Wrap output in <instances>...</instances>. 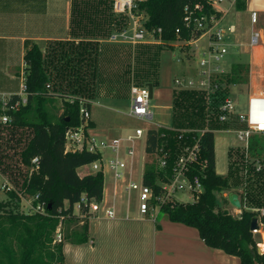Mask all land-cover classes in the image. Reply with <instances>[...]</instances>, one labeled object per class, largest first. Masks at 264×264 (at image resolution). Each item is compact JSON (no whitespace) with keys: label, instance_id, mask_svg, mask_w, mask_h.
Segmentation results:
<instances>
[{"label":"trees","instance_id":"trees-1","mask_svg":"<svg viewBox=\"0 0 264 264\" xmlns=\"http://www.w3.org/2000/svg\"><path fill=\"white\" fill-rule=\"evenodd\" d=\"M136 3V14L146 16L144 26L159 42L160 49L199 38L204 31L198 24L202 17L209 20L212 16H223L208 0H136ZM235 6L239 11L245 10L246 0H237ZM127 25L128 17L114 13L113 0H73L70 31L78 43L55 42L45 52L34 44L27 50L24 57L27 103L8 112L12 118L8 125L13 132H30L20 154L27 172L21 190L33 206L42 205L43 211H0V264H66L64 244L81 245L89 241L87 220L92 214L89 206L102 202L105 177L103 172L80 176L78 169L93 164L101 156L86 150L66 152V133L80 125L81 107L91 111L100 73L99 40H107ZM141 48L147 49L145 53L151 49L148 45ZM156 55L157 52L153 58ZM137 61L136 67H129V75L137 71L140 77L134 80L138 85L144 86L147 78L154 86L155 72L142 68L145 60ZM248 81L249 66L234 64L230 72L213 78L215 90L211 93L199 89L175 91L171 129L145 128L143 183L157 197H163V185L173 179L179 156L199 137L198 156L188 164L186 176L190 180L198 177L203 190L193 193L192 202L172 198L158 208L168 220L196 228L207 246L238 257L240 264H264V252L259 253L260 242L251 231L253 219L264 224V216L260 214L264 209V169L257 171L256 164L264 162V135L251 139L248 155L240 147L230 149L228 175L216 171L214 131L228 122L220 121V108L230 96V86ZM57 100L63 102L60 116L50 110ZM89 125L92 127L93 123ZM202 130L204 133L199 136L197 131ZM34 158H39V165L30 174ZM239 185L242 191L236 194L241 201V213L225 215L226 207L221 205L219 195L223 197L222 203L229 205L223 194ZM7 193L10 200L19 202L14 191ZM59 226L63 239L56 242Z\"/></svg>","mask_w":264,"mask_h":264},{"label":"crops","instance_id":"crops-1","mask_svg":"<svg viewBox=\"0 0 264 264\" xmlns=\"http://www.w3.org/2000/svg\"><path fill=\"white\" fill-rule=\"evenodd\" d=\"M236 1L227 0L223 3L227 4V7H221L224 14L219 27L226 30L223 44L228 50L221 68L228 73L234 64L248 65L249 81L248 84L233 85L229 88V98L235 104L236 114L219 128L224 133H235L237 129L245 126L238 121V114H245L252 121L264 120V0H246V8L242 11L236 9ZM72 2L73 0H0V93L19 92L20 85L19 89H16L14 84L20 78L25 54L34 44H38L45 52L55 42L78 43L77 39L72 38L70 31ZM252 12L258 13L257 23L252 22ZM229 28H232V32ZM255 32L260 33V40L257 45H252L251 40ZM108 39H100L99 43H111ZM193 50L196 51L192 48ZM189 55L191 56L190 53ZM129 77L132 78L130 87L137 84L134 74ZM113 80L116 79L112 77V83H115ZM115 89L112 86L108 92L102 93L97 88L95 97L97 93H108L112 96ZM154 89L153 86V91ZM95 97L92 99L93 126L90 127V132L96 137L107 140L125 138L135 136L136 130L142 128H136L134 133L126 126L113 121L110 115L96 111ZM167 112H170L168 119ZM156 115L160 125L165 122L171 125L172 105L159 107ZM105 127L108 130H105ZM109 130H113L115 136L109 134ZM142 138L136 139L135 145ZM129 146L130 143L123 142L124 156ZM226 147L227 173L218 168L219 152ZM237 147L239 145H232L223 136L220 140L215 138L216 171L219 175L226 176L229 173V151ZM106 153L108 157L111 156L109 151ZM78 173L85 176L95 172L91 165H88L79 168ZM127 181V178L118 181L115 196L113 175L112 186L109 187L105 182L104 198L101 203H95L96 208L91 211L92 214L87 220L89 241L81 245L66 242V264H240L238 257L207 246L196 228L168 220L158 207L150 209L146 215H142L138 208H132L129 204L131 197L136 195L138 198L139 193L132 191L129 195L126 191ZM236 191H242L240 185L230 193H237ZM230 193L223 196L228 197ZM125 199V208L120 207ZM222 199L221 196V205L226 207L229 214L240 215L241 209L231 204L224 205ZM112 205H115L116 210L114 219L106 215V210ZM257 234L260 237L259 245H264V224L260 226Z\"/></svg>","mask_w":264,"mask_h":264},{"label":"built area","instance_id":"built-area-1","mask_svg":"<svg viewBox=\"0 0 264 264\" xmlns=\"http://www.w3.org/2000/svg\"><path fill=\"white\" fill-rule=\"evenodd\" d=\"M226 1L227 0H208L209 4L216 11L223 14L224 11L221 9V5ZM136 9V0H113L114 13L120 16L128 17V25L126 28L114 32L109 37V42L136 46L146 41L149 33L147 32L144 23H142V17L136 14ZM221 18H215L212 16L208 20L206 17H202L200 20H198L199 27L204 29L202 35L197 39L181 42L183 46L193 47L197 53H199L200 60L198 64L202 69V75L205 76L206 79H200L198 81H195L194 79L188 81L185 79H183V81L177 79L176 83L178 85H181L186 89L206 90L209 93L215 90L213 86V78L216 77V75L225 73L222 71L221 62L228 51L223 44L226 30L222 27H219ZM251 19L253 23H257L258 13L252 12ZM228 30L232 32V28H229ZM177 32H179V30ZM158 33H161L160 29L158 30ZM204 38L207 39V43L205 46L200 47L198 42ZM259 40L260 33L255 32L251 40L252 45H257ZM25 67L26 63L24 62L19 75L21 81L19 92L0 93V124H10L12 118L8 112L16 111L22 105L27 103L28 87L26 83ZM130 95L132 105L128 113L129 116L146 123H152L155 113L150 109V94L148 87L132 84L130 87ZM220 110V121L222 122H227L232 115L236 114L235 104L230 98L226 99ZM80 119V125L78 127L69 129L66 133L65 151L82 152L86 150L91 153L100 154V159L91 164L92 170L94 172L104 173L106 168L113 174V179L115 182L114 196L116 195L118 181L128 178L126 191L129 193V195L132 191H137L139 193V210L142 215L148 214L150 209L156 208L158 205L166 203L172 199L177 190H187L191 193H200L203 190V186L198 177L190 180L186 176L188 164L197 159L199 151V137L196 139L195 144L192 147L187 148L183 156L179 159L174 170L175 175L168 184L163 185L165 194L160 198L155 195L152 188L146 186L143 182L139 185L133 181V167L136 148L135 140L145 136V129H137L135 136L130 135L125 138L117 137L110 140L100 139L90 132L91 128L89 123L92 119L91 111L86 107H81ZM237 119L241 124L245 125L244 127L235 131L238 139L243 143V145L239 147L241 150L245 151L246 155H248L251 139L254 136L264 135V120L252 121L245 114H238ZM203 133L204 131L202 130L201 134ZM123 142L130 143L129 148L126 151V158H124L122 154ZM106 151H109L111 156L104 162L103 153ZM256 164L257 171L264 169V162L257 161ZM32 165L33 166L30 168V174L38 169L39 158H34L32 160ZM180 177H182L183 180H181ZM7 184L8 182H6L3 187L10 191V189L7 188ZM154 201H156L155 204ZM76 207L79 209L80 205H76ZM29 208L32 211H43L42 205L35 207L31 204V202ZM95 208L96 204L92 202L89 206V211L91 212L92 210H95ZM260 214L261 216H264V209L260 210ZM106 215L110 219H114L116 217L115 205H112L106 210ZM259 222V225L262 226L261 221ZM60 228L61 226L58 227L55 235L56 242H61L63 239ZM258 232L254 233L257 234Z\"/></svg>","mask_w":264,"mask_h":264},{"label":"rangeland","instance_id":"rangeland-1","mask_svg":"<svg viewBox=\"0 0 264 264\" xmlns=\"http://www.w3.org/2000/svg\"><path fill=\"white\" fill-rule=\"evenodd\" d=\"M221 7H227V4H222ZM140 16L142 17V23H144L146 20V16L144 14H141ZM181 42H176L172 47H163V49L161 48L162 50L159 48V42L155 40L152 35H148L145 42L136 46L120 43H100L101 51H99L98 54L100 73H98L99 83L96 85V90L98 88V90H101L102 93H106L109 91V87L114 86V88H116V91L112 96H109L108 93L105 95H99V93H97L94 101L95 104H97L95 106L96 111H102L103 113L110 115L109 117H111L113 121L118 122V124L120 125L126 126L127 128L133 130L134 133L135 129L139 127H157L171 129V125L167 124V122L160 125L158 123L156 114L159 107L163 108L172 105V98L174 97L173 93L175 91L186 89L185 87L178 85L176 83V80L178 79L183 81V79H185L186 81H188L194 79L195 81H198L200 79H206V77L202 75V69L198 64L200 60L199 53L194 50L192 51L193 47L183 46ZM206 43L207 39L204 38L198 42V45L200 47H203L206 45ZM144 45L150 46V52L147 51L145 53L147 49L141 48ZM156 52V58H153V55ZM189 53L191 54V56L189 55ZM139 54L144 58L139 57ZM137 59L140 61L139 63H143L145 60L146 63H144L143 67L141 65L142 68H148L149 70L151 69L153 73L155 72V74L153 75L155 89L153 91V98L150 99L149 103L150 109L155 113V117L152 123L140 121L139 119L130 117L128 114L132 105L129 93L132 78L129 77L131 76L129 75V67H132L134 65L136 67L138 64ZM223 60L221 62V65L223 63ZM134 75L135 80H138V77H140L139 73L137 71H134ZM112 77L116 79L113 81H116L117 83H112ZM146 80L147 78L143 82L144 86L142 87H147V85L151 83L150 81ZM19 85L20 78L15 81L14 87L16 89H19ZM50 110L56 116L62 115V100H57V102L51 107ZM109 117L105 116V118ZM166 118H170V112H167ZM105 128V130H108L107 127ZM216 128L220 130L219 126H217ZM218 130L215 132V138H217L218 140H220V137L223 136L232 145H243V143L238 139L236 133H224L221 132V130ZM197 133L198 135H200L201 131H197ZM109 134L115 136L116 133L113 130H109ZM29 135L30 132L28 131L17 130V132H13V129L11 130L9 125L0 124V211L17 210L24 212L30 210V200L27 199V197L21 190V185L25 179V175L27 172L26 170H24V165L21 162L20 156L21 151L24 148V141L27 140ZM145 143L146 137H143L135 145L136 148L133 167V181L139 185L143 182L145 171ZM126 145L127 144L125 143V147ZM187 148H190V146L184 148V150L182 151L183 153L178 158V161L183 156ZM122 154H124L123 150ZM107 158H109L108 154L106 152L103 153L104 162ZM124 158H126V156H124ZM227 165L228 156L226 147L221 149V151L219 152L218 168L227 173ZM112 175L113 174L105 168V182L109 187L112 186ZM180 179L183 180L182 177H180ZM6 182H8L7 188L10 189V191H14L20 198L19 202H15L16 204L12 200H10L7 193V191L9 190L3 187ZM174 199L179 202H192L194 200V196L190 191L177 190L174 194ZM220 200L221 196L219 195V201ZM125 201L127 200H123V202L120 204L121 206H119H123L125 208ZM129 204L132 208L139 209V197L137 198L136 195L132 196ZM256 238L258 241H260L259 234H256Z\"/></svg>","mask_w":264,"mask_h":264},{"label":"water","instance_id":"water-1","mask_svg":"<svg viewBox=\"0 0 264 264\" xmlns=\"http://www.w3.org/2000/svg\"><path fill=\"white\" fill-rule=\"evenodd\" d=\"M147 87L149 89L150 99H152L153 98V84L150 83V84L147 85ZM228 200H229V202H230V204L232 206H234L237 209H241L242 205H241V201H240V198H239L238 194L230 193L228 195ZM224 214L228 215L229 211L226 209L224 211ZM259 230H260L259 220L258 219H253L252 225H251V231L252 232H258ZM258 251H259V253H263L262 250H261L260 245L258 247Z\"/></svg>","mask_w":264,"mask_h":264},{"label":"bare ground","instance_id":"bare-ground-1","mask_svg":"<svg viewBox=\"0 0 264 264\" xmlns=\"http://www.w3.org/2000/svg\"><path fill=\"white\" fill-rule=\"evenodd\" d=\"M260 247H261L262 250L264 249V245H261Z\"/></svg>","mask_w":264,"mask_h":264}]
</instances>
